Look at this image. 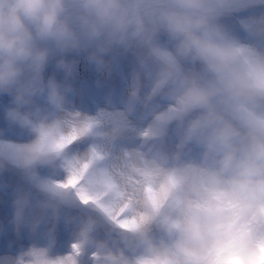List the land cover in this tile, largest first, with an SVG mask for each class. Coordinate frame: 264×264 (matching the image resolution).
I'll return each instance as SVG.
<instances>
[{
    "label": "clouds",
    "instance_id": "obj_1",
    "mask_svg": "<svg viewBox=\"0 0 264 264\" xmlns=\"http://www.w3.org/2000/svg\"><path fill=\"white\" fill-rule=\"evenodd\" d=\"M118 51L136 64L121 108L81 111L69 57L104 72ZM0 97V168L54 217L92 213L65 252L49 229L0 264H264V0H0Z\"/></svg>",
    "mask_w": 264,
    "mask_h": 264
},
{
    "label": "rangeland",
    "instance_id": "obj_2",
    "mask_svg": "<svg viewBox=\"0 0 264 264\" xmlns=\"http://www.w3.org/2000/svg\"><path fill=\"white\" fill-rule=\"evenodd\" d=\"M260 9H256L259 11ZM249 10L245 9L236 13V17L246 16ZM236 17L226 18L225 22L235 28ZM238 31V29H237ZM240 35H243L242 33ZM78 65L75 77L72 79L76 95L73 98L76 106L89 115H95L98 110L111 106L119 110L121 100L124 97L126 83L131 72L135 68V56L132 53L116 52L106 57L109 61V69L98 72L89 64L83 55L78 57ZM54 69L50 65L48 73ZM61 79L62 74L57 73ZM7 97H0V104H6ZM129 119L136 123L135 117ZM5 128V122L0 116V129ZM107 131V128L101 129ZM4 140L18 142L21 138L14 133L5 132ZM169 129L168 143H173ZM139 143V141H135ZM127 144L124 139L107 142L109 156L119 154L123 145ZM132 146V145H127ZM109 162H111L109 160ZM39 176L43 179L48 176L44 169L39 170ZM45 201L44 194L37 189L26 177L24 172L11 163H5L0 168V256L14 252L20 247H26L34 241H43L49 229L52 230L55 242L54 251L63 253L70 238L73 227L72 222L84 215H89L88 210L78 205H61L53 216L51 210L39 207ZM26 202V203H25ZM18 207L24 211L19 220L16 218Z\"/></svg>",
    "mask_w": 264,
    "mask_h": 264
},
{
    "label": "snow or ice",
    "instance_id": "obj_3",
    "mask_svg": "<svg viewBox=\"0 0 264 264\" xmlns=\"http://www.w3.org/2000/svg\"><path fill=\"white\" fill-rule=\"evenodd\" d=\"M85 167H87V165H85ZM76 184V179L75 178H70L68 181H67V183L66 184H64V185H61V187H64V188H67V187H72V186H74ZM80 198H81V200H82V202H84V203H88V201H89V197H86V196H84V195H82V194H80Z\"/></svg>",
    "mask_w": 264,
    "mask_h": 264
}]
</instances>
